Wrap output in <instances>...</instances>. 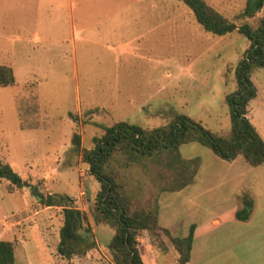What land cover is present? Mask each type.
I'll return each instance as SVG.
<instances>
[{"label":"rangeland","instance_id":"obj_1","mask_svg":"<svg viewBox=\"0 0 264 264\" xmlns=\"http://www.w3.org/2000/svg\"><path fill=\"white\" fill-rule=\"evenodd\" d=\"M206 1L237 25L257 27L264 15L260 11L253 17H243L246 0ZM164 6L165 11L157 10L161 13L160 28L131 43L139 55L119 53V102L111 105L97 82V47L89 46L83 59L84 45L77 38L80 61L78 80L74 78L73 55L70 46L62 41L73 32L69 29L66 0H0V64L12 62L16 78L14 85L0 86V157L40 190L43 182L31 177L44 174L55 182L54 192L78 202L80 197L85 199L84 211L97 246L74 256L72 264H115L108 249L114 228L96 223L93 206L100 184L82 160L81 150L72 144L74 131L80 133L82 147L90 149L93 137L104 134L98 124L110 126L128 121L153 128L167 125L177 115H186L215 133L230 135L231 110L225 97L236 91L239 62L250 40L238 31L225 35L206 31L182 0H165ZM78 10L77 4L73 13L77 15ZM123 23L119 22V42L130 40L132 35ZM86 26V35H92L95 28L91 22ZM36 32L43 38L39 43ZM251 78L258 94L249 103L248 118L264 138V68L255 69ZM101 100L109 115L104 111L92 113L103 103ZM32 111L37 116L30 119L27 114ZM32 120L44 127L20 128V123L27 126ZM69 121L75 128L66 137L64 125ZM224 161L208 147L193 142L180 146L176 157L165 153L160 161L146 160L134 165L126 171V178L129 183L128 175H135L152 186L154 193L160 189L163 194L189 182L200 170L198 189L206 190L215 182L217 187L211 196L222 199L232 192L227 187L224 194L225 186L219 183L228 173ZM235 163V168H245L241 169L243 174L264 190V164L252 167L240 156ZM235 168L228 166L229 173ZM211 173L216 178H210ZM10 185L5 180L0 184V207L17 216L26 214L25 209L31 204L30 189L12 191ZM54 226H61V216L55 215ZM34 229L25 231L27 261L21 263L18 252L17 264H62L67 260L56 252L59 236L52 237L49 246L44 247Z\"/></svg>","mask_w":264,"mask_h":264},{"label":"trees","instance_id":"obj_2","mask_svg":"<svg viewBox=\"0 0 264 264\" xmlns=\"http://www.w3.org/2000/svg\"><path fill=\"white\" fill-rule=\"evenodd\" d=\"M182 1L206 31L218 35L238 31L250 40V46L239 62L236 91L225 97L231 110L230 135L215 133L186 115H177L167 125L153 128L128 121L115 122L110 126L98 124L104 129V134L93 137V147L90 149L82 147L80 133L73 132L72 144L81 150L82 160L100 184L93 206L95 220L97 224H109L114 228L108 249L115 264H144L138 241V236L144 230L157 245L166 237L178 252L180 264L190 261L194 241L195 225L190 226L187 235L174 236L160 224L159 197L162 190L154 193L152 186L145 185L132 174L128 175V183L126 171L129 168L146 160L160 161L165 153L170 154L171 158L176 157L180 146L193 142L208 147L226 161L240 156L252 167L264 164V138L248 118L249 103L258 94L252 73L255 69L264 68V15L257 27L248 23L237 25L206 0ZM260 11H264V0H246L242 16L253 17ZM15 83L12 66L0 64V86ZM27 126L21 123L22 128ZM0 179L19 189L28 187L34 198L46 206L61 207L62 225L57 252L62 258L70 261L74 256L86 254L97 246L87 213L75 205L72 197L40 191L37 184L22 179L9 163L1 159ZM187 184L188 180L175 189ZM238 199L242 202V208L237 210L236 217L248 220L253 201L246 192L240 193ZM0 264H16L12 241L0 239Z\"/></svg>","mask_w":264,"mask_h":264},{"label":"crops","instance_id":"obj_3","mask_svg":"<svg viewBox=\"0 0 264 264\" xmlns=\"http://www.w3.org/2000/svg\"><path fill=\"white\" fill-rule=\"evenodd\" d=\"M66 1L69 6V29H72L73 32L69 37H64L62 41L70 46L73 55L74 78L78 80L77 63L80 61L78 59V44L76 45L77 38V41L84 45L82 46L83 59L88 54L89 46L97 47L96 64L97 69L100 71L97 77L98 85L108 97V101H111V105L118 103L119 53L139 55L135 52V47L131 46V43L160 28L162 25L161 13L157 10L162 9L165 11V0H163V4H161V0ZM87 2L88 6H86ZM77 4L79 10L75 15L73 10ZM161 5H163L162 8ZM164 17L165 15L162 16V18ZM120 21L124 22L123 24L126 25L127 30L132 31L130 40L118 41L117 32ZM90 22L95 28V32L92 35H86V29H88L86 24ZM26 39L30 40L29 38ZM42 39L39 33L36 32L35 40L37 43ZM8 65H12L13 68L12 62ZM78 93L77 89V95ZM101 102L103 103L92 111H104L106 115H109L110 112L106 104L103 100ZM30 113L27 114L30 119L36 115L33 111ZM33 122L35 120H32L31 124L25 128H22L20 123V128L40 129L44 127L38 125L37 122ZM74 126L73 121H69L64 125L66 137L70 136L69 133L75 128ZM0 159L6 162L3 158L0 157ZM235 160L236 158L232 161H224L228 173L219 181L220 186H225L224 194L228 191L227 187H231L232 192L228 197L220 199L211 196L217 187L215 182L209 184L206 190L200 191L198 189V185H200L198 174L201 175L199 170L193 179L194 174L192 175V181L190 180V183L188 182L184 188L171 190L166 192L167 194L163 193L159 198V222L174 236L187 235L190 226L195 225L191 257L186 264H264V190H259L258 182L254 184L253 179H248L243 174L244 170H241L243 167L239 168L240 166L237 165L235 168L236 163L233 164ZM80 162L82 161L80 160ZM233 165L235 170L233 173H229L228 166L230 168ZM209 175L210 178H216L213 173ZM31 179L43 182L44 188L40 191L57 193L53 191L55 182L46 175L38 174L32 176ZM3 181V179H0V184ZM196 186L197 189L194 188ZM15 189L19 188L10 185V190ZM242 192L248 193L253 201L248 220H239L236 217L237 210L242 208V202L238 199V195ZM29 194L31 195V204L26 209L24 208L26 214L20 212L21 216H17L14 212L6 213L0 207V239L14 243L15 263L18 252L22 255L21 263L27 261L25 256L28 251L25 244V231L27 229L33 230L34 227L36 228L34 230L39 233L40 245L44 247L49 246L52 237L57 238L59 236L60 240L61 226L56 229V226L53 227V221H55V215L61 216V207L46 206L34 198L31 192ZM164 194L166 195L164 196ZM206 196L207 199H204ZM74 202L81 210H87L86 201L83 197H80V202L78 200H74ZM138 241L139 252L144 264H180L178 262V252L166 237H163L162 242L159 243L160 245H157L152 241L148 231L144 230L138 236ZM72 261L64 260L62 264L67 262L72 264Z\"/></svg>","mask_w":264,"mask_h":264}]
</instances>
